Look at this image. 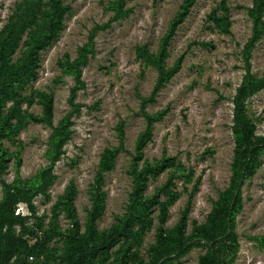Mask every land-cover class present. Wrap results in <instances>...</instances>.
Instances as JSON below:
<instances>
[{
  "label": "rangeland",
  "instance_id": "374dc122",
  "mask_svg": "<svg viewBox=\"0 0 264 264\" xmlns=\"http://www.w3.org/2000/svg\"><path fill=\"white\" fill-rule=\"evenodd\" d=\"M62 2L64 29L33 60L26 55L47 25L48 0H0V45L11 43L0 62V92L7 88L0 97L7 160L0 202L5 184L30 188L47 170L45 191L21 208L24 227L3 231L11 244L2 242L0 264H73L79 248L88 252L82 264H154L158 229L178 240L184 215L181 237L195 247L174 264H200L211 252L203 236L235 177L234 98L248 74L264 76V34L248 48L253 0H196L168 47L166 66L183 57L182 67L153 102L154 61L185 0ZM84 48L79 84L65 64ZM50 98L52 122L35 121ZM246 106L263 139L264 90ZM146 113L163 117L149 130ZM62 121L70 123L69 139L53 162L51 135ZM158 165L163 171L149 178L142 196L157 198L143 217L152 225L128 223L137 173ZM242 196L233 227L217 244L221 264H264V151ZM125 223L130 233L90 253V239Z\"/></svg>",
  "mask_w": 264,
  "mask_h": 264
},
{
  "label": "trees",
  "instance_id": "16d2710c",
  "mask_svg": "<svg viewBox=\"0 0 264 264\" xmlns=\"http://www.w3.org/2000/svg\"><path fill=\"white\" fill-rule=\"evenodd\" d=\"M196 0H185V3L181 11L177 14L175 19L170 25L167 37L163 41L160 48L158 57L155 59L154 64L158 69V77L156 85L152 91L151 97L147 102H153L154 98L158 95L161 89L180 71L183 64V57H180L173 67L166 66V58L168 56V47L175 36L179 26L188 17L191 8L195 4ZM48 20L47 25L42 33L33 39L32 47L26 58L35 60L41 50L51 44V42L58 39L61 31L64 29L63 20L68 11V8L64 6L62 0H48ZM249 16L253 21V36L248 44V48H252L256 41H258L264 34V0H253V6L250 9ZM11 43H3L0 45V62L5 63L7 60V49ZM87 48L82 49L80 56L73 62L67 61L65 64L66 69L70 74L74 75L77 82L81 84V67L86 64L87 60ZM25 58V59H26ZM261 90H264V76L261 79H257L248 74V77L244 80V83L238 89V92L234 98V123L236 135V156L234 160L235 177L233 180L232 188L225 193L222 197L221 208L217 210L214 223L210 232H206L203 236L205 242L211 246V252L201 259L200 264H221L223 260V254L219 246H217L219 239H223L228 234V231L234 225V218L240 211L243 203L242 188L246 181L253 177L260 163V155L264 151V138L260 139L255 134V125L251 121L248 113L246 101L252 95ZM7 91L6 86L3 87L0 92V97L4 96V92ZM44 115L43 117H35L37 122L51 123L53 118V100L47 99L44 103ZM163 113L151 116L145 114L146 121L148 123L149 130L152 129L153 123L161 120ZM69 121H62L61 124L55 128L50 140V152L55 154L53 162L57 161L61 156V149L64 147L69 139L68 126ZM146 135L139 140V150H141L148 140L145 139ZM7 160L5 152L0 147V174H2L7 168ZM163 166H148L139 173H137L136 187L134 192V205L133 213L127 218L128 223L141 221V223L147 226L152 225V220L149 218H143L147 209L151 205L157 203V198L150 200H142V196L147 188V183L151 176L157 177L163 171ZM47 174V170L43 171L40 175L41 183H37L30 188H22L18 185H4V197L0 202V248L2 242L5 241L11 244L9 241V232L3 233L5 228H10L16 224L25 225L24 211L21 210L24 204H31L32 198L42 191H45L47 185H44V176ZM69 200L71 198L69 197ZM72 206V203L68 204ZM19 212V214H17ZM94 219L96 215L94 214ZM217 227H215L214 226ZM180 235L183 236V230L186 228V216H183L181 221ZM130 233V226L125 223L122 226H115L109 233L104 234L100 239L92 238L88 242L91 246L90 253L93 251H101L110 245V243L118 237L119 234ZM179 236L176 240L171 234L166 232L162 227L158 229L157 242L154 248V256L152 257L154 264H174V260H177L186 254H188L192 248L195 247V241L184 243L182 237ZM4 250V249H2ZM11 253L10 257L13 256ZM88 252L80 249L78 250V258L73 264H82L80 260L86 258ZM9 257V258H10Z\"/></svg>",
  "mask_w": 264,
  "mask_h": 264
}]
</instances>
